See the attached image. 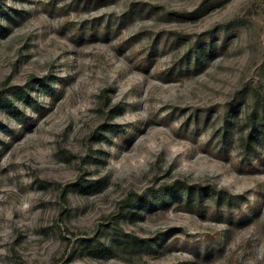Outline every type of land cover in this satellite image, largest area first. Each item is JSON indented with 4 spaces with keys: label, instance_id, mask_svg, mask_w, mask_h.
<instances>
[{
    "label": "rangeland",
    "instance_id": "374dc122",
    "mask_svg": "<svg viewBox=\"0 0 264 264\" xmlns=\"http://www.w3.org/2000/svg\"><path fill=\"white\" fill-rule=\"evenodd\" d=\"M256 97L264 0H0V264H264Z\"/></svg>",
    "mask_w": 264,
    "mask_h": 264
},
{
    "label": "trees",
    "instance_id": "16d2710c",
    "mask_svg": "<svg viewBox=\"0 0 264 264\" xmlns=\"http://www.w3.org/2000/svg\"><path fill=\"white\" fill-rule=\"evenodd\" d=\"M212 41V37H207L206 39H198L194 42L193 45H191V52L194 57H190L188 54L185 64L190 65L191 63H196L198 60L197 58L200 55H204L206 52L210 51V45H207V43ZM256 103L257 106H255L249 113H248V119L249 125L246 129H242L240 132V137L245 142L246 148L251 147L252 145H256L257 142L260 141V138H264V98L256 97ZM208 187V186H206ZM206 187H203V189H206ZM181 191H190V186H183L180 188ZM169 193L171 192V189H166ZM196 191L201 192L200 188H195ZM220 190H216L215 188H212L211 194H217V200H219L222 197V194H220ZM221 196V197H220Z\"/></svg>",
    "mask_w": 264,
    "mask_h": 264
}]
</instances>
